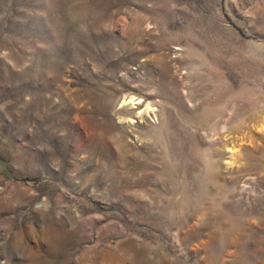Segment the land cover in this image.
I'll return each mask as SVG.
<instances>
[{"label":"rangeland","instance_id":"1","mask_svg":"<svg viewBox=\"0 0 264 264\" xmlns=\"http://www.w3.org/2000/svg\"><path fill=\"white\" fill-rule=\"evenodd\" d=\"M0 264H264V0H0Z\"/></svg>","mask_w":264,"mask_h":264}]
</instances>
